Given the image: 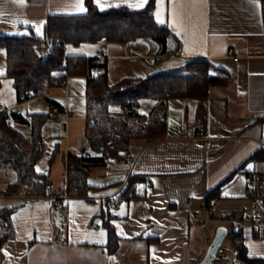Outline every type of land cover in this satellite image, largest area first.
<instances>
[{"label":"crops","instance_id":"0c3cea01","mask_svg":"<svg viewBox=\"0 0 264 264\" xmlns=\"http://www.w3.org/2000/svg\"><path fill=\"white\" fill-rule=\"evenodd\" d=\"M138 3L140 0L96 2L101 9ZM79 4L80 0H24L23 5L0 0V36L29 35L33 28L42 37L49 15L86 13V0V12L79 11ZM154 15L179 38L181 53L160 57L145 41L131 42L125 49V43L106 40L68 44L66 52L106 59L111 83L157 71L174 73L194 58L210 60L213 73L228 76L229 83L211 88L203 98H171L165 112L166 134L151 141L133 139L129 149L133 158L125 162L110 159L95 168L88 178L91 187L83 197L70 196L65 190L67 158L82 154L86 145V77H69L67 86L52 87L46 95L21 101L14 80L6 76V51L0 49L2 107L24 115L49 111L52 103L64 110L49 116L47 149L37 164L39 172L50 175L52 196L61 197L58 209L50 198L31 202L6 195L14 172L0 165V208L17 206L13 231L0 243V264H200L224 224L223 214L248 206V172L256 169L264 175L263 162L248 164L223 188L216 201L217 215L206 227H200L194 217L208 192L264 148V121H259L264 118L260 4L256 0H156ZM155 102L141 101L139 112L148 113ZM199 125L207 128L211 146L196 137ZM57 143L59 151L52 161ZM133 179L138 182L130 198L120 199L112 207V223L119 236L118 249L112 253L108 228L102 217L95 216L104 201L121 197L125 182ZM211 225L214 234L208 233ZM60 236L64 239L59 240ZM244 245L249 258L264 261V240L255 239L249 226Z\"/></svg>","mask_w":264,"mask_h":264},{"label":"trees","instance_id":"16d2710c","mask_svg":"<svg viewBox=\"0 0 264 264\" xmlns=\"http://www.w3.org/2000/svg\"><path fill=\"white\" fill-rule=\"evenodd\" d=\"M256 1L260 4L264 23V0ZM86 5L88 11L84 14L49 15L42 37L33 28H29V35L0 36V49L7 54L6 76L14 80L18 97L27 93H31L33 98L43 96L52 87L63 86L66 78L86 77V145L82 154H70L67 158L65 194L73 197L86 196L91 187L88 182L90 173L129 150L133 139L151 141L166 134L164 109H167L171 98H203L211 88L229 83L228 76L212 74L213 64L205 58L189 59L174 73L157 71L145 77H123L111 83L106 59L68 55L67 45L80 46L103 40L121 43L145 41L151 44L155 55L171 57L177 54L181 42L169 27L161 26L156 21V0H149L143 8L120 5L101 9L95 0H86ZM46 43L50 46L48 58L42 51ZM143 100L156 101L146 114L139 112V105ZM61 112L64 110L53 103L46 112L24 115L14 111L11 112L13 124H8V114L0 111V165L14 172V181L8 185L6 195H17L24 186L35 191L34 198H24L27 201L53 195L50 175L39 172L37 164L47 149L45 129L50 113ZM259 121H264V118ZM18 125L28 126L30 132L25 133ZM58 151L59 143L53 150L52 161ZM262 162L264 163V148L259 149L215 189L208 192L205 204L208 207L216 204L222 197L223 188L241 169L250 163L255 166ZM254 171L257 170L249 171L248 175ZM137 182L133 179L127 185L121 200L130 198ZM16 209L17 206L0 208L1 244L9 239L13 231L12 216ZM112 209L110 201H104L95 218H103L109 232L108 249L113 253L118 249L119 236L112 223ZM216 215L214 211L212 219ZM223 220H244V214L242 210L229 212L223 214ZM246 237L247 226L234 234L231 244L237 255L250 263L262 262L261 259L249 258L244 245Z\"/></svg>","mask_w":264,"mask_h":264},{"label":"built area","instance_id":"2783aa9c","mask_svg":"<svg viewBox=\"0 0 264 264\" xmlns=\"http://www.w3.org/2000/svg\"><path fill=\"white\" fill-rule=\"evenodd\" d=\"M129 44V42L125 43V49L129 46ZM42 51L44 56L48 58L50 54V46L48 43L43 45ZM182 51L183 45L181 44L179 53ZM229 53L232 54L233 50H229ZM68 79L69 78L63 80V86L68 85ZM19 98L21 101H27L33 97L31 93H27L21 95ZM0 111L7 113L8 117L6 118V121L8 124H13L11 110L9 108L2 107L0 104ZM164 111H166V109H164ZM55 114L56 113H50V116H54ZM196 137L206 140L208 146L213 144L212 138L208 135L207 128L203 125H199L197 127ZM85 155H87L86 152ZM131 158H133V154L127 150L115 156L113 160L115 162H125ZM128 183L129 180L125 182V185L127 186ZM150 190H152V187H150ZM17 195L21 198H34L35 191L32 188L24 186L18 191ZM64 197L67 198V195ZM49 198L53 200V203L57 209L62 204L61 197L51 196ZM246 198L248 200V206L242 210L244 214V220H230L224 222L223 224L227 229V234L216 254L214 261L217 264H264V261L250 263L247 260L242 259L237 255L236 250L231 244L234 234L243 226H249L252 228V233L255 239L264 240V175L261 172L254 171L250 174L248 178ZM109 201L112 207H117L120 201V196H116ZM216 207V204H214L212 207H208L205 203H203L201 205L200 211L195 212L194 217L196 218L200 227H206L210 223L212 214L216 210ZM63 239V237H59V240Z\"/></svg>","mask_w":264,"mask_h":264},{"label":"water","instance_id":"95a60500","mask_svg":"<svg viewBox=\"0 0 264 264\" xmlns=\"http://www.w3.org/2000/svg\"><path fill=\"white\" fill-rule=\"evenodd\" d=\"M227 234V229L225 226H220L219 229L216 232V235L208 247L207 253L203 259V261L200 264H212L213 261L215 260L216 254L222 245L225 237Z\"/></svg>","mask_w":264,"mask_h":264},{"label":"snow or ice","instance_id":"6c2138e0","mask_svg":"<svg viewBox=\"0 0 264 264\" xmlns=\"http://www.w3.org/2000/svg\"><path fill=\"white\" fill-rule=\"evenodd\" d=\"M15 2L20 4V5H23L24 0H15ZM96 2L99 4L100 0H96ZM147 3H148V0H140V3L133 5V7L143 8V7H145V5ZM77 7L81 13L87 11V9L83 6V0H80V4ZM157 15H159V14H157ZM161 22H163V21H161ZM212 74H214V73H212ZM114 110H117V109H114Z\"/></svg>","mask_w":264,"mask_h":264},{"label":"rangeland","instance_id":"374dc122","mask_svg":"<svg viewBox=\"0 0 264 264\" xmlns=\"http://www.w3.org/2000/svg\"><path fill=\"white\" fill-rule=\"evenodd\" d=\"M23 131H24L25 133H27V132L30 131V128H29L28 126H26V127L23 129ZM216 209H217V207H216ZM211 220H213V219L211 218ZM214 228H215V226L211 225V226L209 227L208 233H209V231H210V234H212V232H213V234H214V231H215ZM212 264H217V263L214 261Z\"/></svg>","mask_w":264,"mask_h":264}]
</instances>
